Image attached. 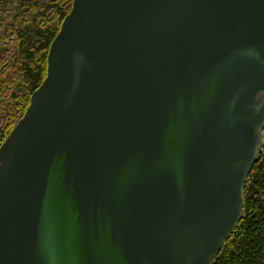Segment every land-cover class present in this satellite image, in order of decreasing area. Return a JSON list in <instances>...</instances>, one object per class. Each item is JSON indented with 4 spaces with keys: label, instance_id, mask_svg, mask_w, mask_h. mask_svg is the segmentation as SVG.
Returning a JSON list of instances; mask_svg holds the SVG:
<instances>
[{
    "label": "water",
    "instance_id": "water-1",
    "mask_svg": "<svg viewBox=\"0 0 264 264\" xmlns=\"http://www.w3.org/2000/svg\"><path fill=\"white\" fill-rule=\"evenodd\" d=\"M0 148V264H215L264 146V0H74Z\"/></svg>",
    "mask_w": 264,
    "mask_h": 264
},
{
    "label": "trees",
    "instance_id": "trees-1",
    "mask_svg": "<svg viewBox=\"0 0 264 264\" xmlns=\"http://www.w3.org/2000/svg\"><path fill=\"white\" fill-rule=\"evenodd\" d=\"M32 23L0 34V148L25 115L33 93L47 77L51 44L71 12L74 0H48L47 7L25 0ZM40 36L28 39L23 31L34 25ZM244 216L215 264H264V146L244 188Z\"/></svg>",
    "mask_w": 264,
    "mask_h": 264
},
{
    "label": "rangeland",
    "instance_id": "rangeland-1",
    "mask_svg": "<svg viewBox=\"0 0 264 264\" xmlns=\"http://www.w3.org/2000/svg\"><path fill=\"white\" fill-rule=\"evenodd\" d=\"M35 5L45 8L48 0H35ZM30 4L25 0H0V34L4 31H11L14 26H20L23 23H32L27 8ZM44 13L35 17L34 25L30 24L24 29L23 34L28 39H36L40 36L38 23ZM1 45V43H0Z\"/></svg>",
    "mask_w": 264,
    "mask_h": 264
}]
</instances>
